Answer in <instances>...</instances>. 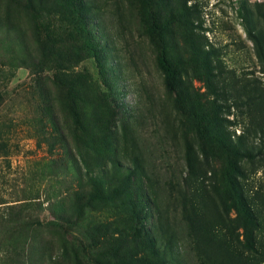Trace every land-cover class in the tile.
Wrapping results in <instances>:
<instances>
[{
  "label": "rangeland",
  "instance_id": "rangeland-1",
  "mask_svg": "<svg viewBox=\"0 0 264 264\" xmlns=\"http://www.w3.org/2000/svg\"><path fill=\"white\" fill-rule=\"evenodd\" d=\"M32 1L35 9L27 0H0V264H95L79 261L56 219H75L71 198L92 188L89 171L109 176L118 191L130 185L133 192L141 186L151 192L156 206L150 225L160 233L171 264H264V61L249 35L251 26L264 36V0H91L101 7L96 43L114 72V110L97 98L107 93L98 63L85 46L79 51L68 42L65 5ZM164 2L174 10L170 18L181 13L187 18L184 28L170 29L180 79L201 96L195 101L205 109V103L217 101L232 140L256 156L241 161L238 182L259 224L257 253L245 246L247 218L227 189L225 165L220 159L205 162L193 120L167 90L156 63L145 18H151V6ZM197 47L207 53V66L194 55ZM68 73L88 83H70ZM40 78L50 93V122L42 114ZM70 88L87 96L84 119L66 107ZM82 120L91 132L98 124L110 127L109 133L102 129L109 137L87 149ZM48 132L55 138L49 140ZM188 201L193 205H185ZM136 212L137 218L138 206ZM125 214L109 209L94 214L93 222L119 237L109 252L145 264L148 241L122 234ZM81 224L79 232L91 231L86 219Z\"/></svg>",
  "mask_w": 264,
  "mask_h": 264
},
{
  "label": "trees",
  "instance_id": "trees-1",
  "mask_svg": "<svg viewBox=\"0 0 264 264\" xmlns=\"http://www.w3.org/2000/svg\"><path fill=\"white\" fill-rule=\"evenodd\" d=\"M27 1L32 8H36L35 2L32 0ZM41 1L43 2L44 0ZM54 1L65 5L67 10L66 20L69 25L67 28V36L70 45L74 46L79 51L82 49V46H85L86 55H88L89 58L95 59L98 63L100 78L107 93H101L97 98L100 103L107 104L108 107L114 110L117 98L116 87L113 80L114 72L112 73V70L107 65V60L101 56L102 46L96 43V41H100L99 37L101 35L98 20V14L101 13V7L95 6L91 0ZM112 1L114 2L116 0ZM158 5L157 8L151 6V8H154L152 16L151 18H145L147 20L145 28H148L149 36L156 49V63L165 75L167 90L175 96L176 102H181V107L185 109L184 113L193 120L194 133L201 140L205 162H216L217 159H220L222 165H225L222 174L227 189L234 198L236 209L241 210V212L245 214L247 224L251 227V229L248 228V226L245 228V246L250 252L257 253L258 250L256 248L254 231L259 227V224L253 210L248 206L242 186L238 182V176H242L240 166L241 161L244 159H254L256 156H254L253 151L247 148L242 142L232 140L226 128L223 126V120L219 116L220 114L218 110L220 105L217 104V101L213 100L212 102L209 101L205 103L208 104V108L205 109L199 102L195 101V98L202 101L201 96L195 93L188 83H184L180 79V72L175 64V56L172 55L176 46L170 44L173 39H176V35H174L173 32H170V29L184 28L186 26L187 18L183 13L175 18H170L171 14L174 13V10L171 9L169 3L164 2L163 4ZM165 11L168 12L164 15ZM249 35L256 45L258 57L264 61L263 34H255L253 27L250 26ZM168 36L169 41L168 39H165ZM194 55L198 56L199 61L203 65H208L207 53L204 52L202 48H194ZM65 70L68 71L70 69L67 68ZM41 79L42 78L37 79L36 83H38L39 93L43 98L44 110L42 111V114L43 117L50 122L52 120V115L49 116L52 107L50 93L39 84ZM81 79L82 75H78V78H76L69 74L68 81L70 83H88L84 82L86 79ZM208 85L211 88V85ZM64 101L67 109L71 113H77V111L80 113L82 112L79 114L80 118H85L83 109L84 105L87 103L86 94L78 93V95H76L75 93H72L70 88ZM187 108L190 110L188 111ZM118 110L123 111L120 104ZM109 114L113 116V112L109 111ZM49 117H51V120H49ZM96 129V132L89 131V128L83 123V120L79 125L80 134H82V137L87 138L86 148L89 150L95 148L99 138L106 140V138L109 137L108 134L103 135L102 129H107V133H109L110 127L104 124H98ZM55 131L58 132V129L55 128ZM52 134L53 132L47 133L49 140L55 138ZM57 138L63 143L65 142L66 146L69 145V141L66 142V138L62 133H57ZM2 146L3 142L0 138V148ZM186 164L190 170V175H192L191 170H193V162L187 159ZM87 175L92 188L87 190L83 187V194H78L79 197L77 196V198H71V201L76 206V210H74L75 219L69 220L66 218H56L58 219L60 229L62 232L66 233L69 245L73 249L74 255L79 258V261L81 260V257H84L88 262L93 261L95 264H130V261L126 258L121 260L120 257L114 256L112 252L108 251V246L113 242V239L119 237L115 234L109 235L108 229H105L101 223L97 224L93 222L94 214L104 215L109 209H118L126 213V230L122 232V234H126V237L131 236L134 239L136 235H138L144 237V239L148 241L147 243L145 242L147 246L142 255L145 264H171L168 259L167 250H165L160 244V241L162 242L160 233L157 235V230L155 232L156 228L154 222L153 225H150V220L154 218L153 212H155L156 206L153 201L154 196H152L151 192L148 189L142 188V186L133 192L132 186L130 185L123 186L118 191L117 186L115 187L114 185V181L110 182L108 180L109 176L102 177L93 171H89ZM79 181H82L80 177ZM114 191L117 192L114 193ZM131 194H133V198H131ZM188 203L189 201L186 202L185 205ZM189 205L192 206L193 203L190 201ZM136 206L140 209L137 218L135 217V214L137 215V212L135 213ZM84 219L90 223L89 228H91V231H85L82 233L79 232V228L82 227L81 223ZM158 219L159 223H161V216ZM76 231L81 234L80 237ZM85 240L88 243H86Z\"/></svg>",
  "mask_w": 264,
  "mask_h": 264
}]
</instances>
